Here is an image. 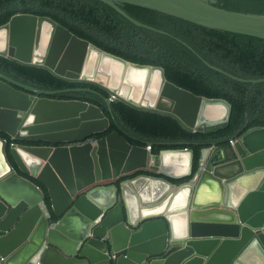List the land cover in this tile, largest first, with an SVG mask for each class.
Segmentation results:
<instances>
[{
	"label": "water",
	"instance_id": "obj_1",
	"mask_svg": "<svg viewBox=\"0 0 264 264\" xmlns=\"http://www.w3.org/2000/svg\"><path fill=\"white\" fill-rule=\"evenodd\" d=\"M100 1L161 33L121 6L264 39V15L229 11L216 0ZM0 34L1 57L97 87L118 103L171 117L189 133L231 121L226 101L180 89L163 68L107 53L51 18L15 15ZM72 46L81 50L78 66L62 70L58 50L62 61ZM208 65L240 83H264ZM55 94L0 74V133L22 143L76 144H16L9 156L0 138V264H264V128L230 149L204 151L193 176L191 150L154 157L150 146L133 147L117 133L77 145L108 131L110 121L88 103L48 98ZM140 171L157 176L120 182Z\"/></svg>",
	"mask_w": 264,
	"mask_h": 264
},
{
	"label": "trees",
	"instance_id": "obj_2",
	"mask_svg": "<svg viewBox=\"0 0 264 264\" xmlns=\"http://www.w3.org/2000/svg\"><path fill=\"white\" fill-rule=\"evenodd\" d=\"M216 5L229 11L264 15V0H216ZM121 8L139 22L166 33L137 26L100 0H0V27L19 14L51 18L107 53L135 64L163 68L167 81L180 89L198 97L226 101L232 106L229 124L189 133L171 117L118 102L109 105L110 96L97 87L68 82L45 68L23 66L1 56L0 74L30 88L56 93L49 99L83 102L99 108L110 121V129L77 145L117 133L133 147L150 146L154 157L169 150H191L194 152L193 176L204 151L230 149L232 141L241 139L249 131L264 128V83H240L208 65L241 80H264V39L207 28L138 5L123 4ZM0 138L8 141L9 156L11 146L16 144L76 145L22 143L3 133ZM140 175L157 176L140 171L120 182ZM190 180L172 183L180 186ZM46 202L51 205L49 197Z\"/></svg>",
	"mask_w": 264,
	"mask_h": 264
},
{
	"label": "bare ground",
	"instance_id": "obj_3",
	"mask_svg": "<svg viewBox=\"0 0 264 264\" xmlns=\"http://www.w3.org/2000/svg\"><path fill=\"white\" fill-rule=\"evenodd\" d=\"M0 38H1V34H0ZM80 53L81 50L79 48H77L76 46H72L69 48L68 53L64 58V60L59 61L61 50H58L57 54H58V62L60 69L64 70L66 68L69 69L71 67L76 68L78 66ZM103 82H105V80Z\"/></svg>",
	"mask_w": 264,
	"mask_h": 264
},
{
	"label": "built area",
	"instance_id": "obj_4",
	"mask_svg": "<svg viewBox=\"0 0 264 264\" xmlns=\"http://www.w3.org/2000/svg\"><path fill=\"white\" fill-rule=\"evenodd\" d=\"M111 99V103H114L116 102V99L113 97V98H110ZM235 144V141H232L231 142V145H234Z\"/></svg>",
	"mask_w": 264,
	"mask_h": 264
},
{
	"label": "flooded vegetation",
	"instance_id": "obj_5",
	"mask_svg": "<svg viewBox=\"0 0 264 264\" xmlns=\"http://www.w3.org/2000/svg\"><path fill=\"white\" fill-rule=\"evenodd\" d=\"M102 140V139H101ZM98 141H100V140H98ZM98 141H96V142H92V143H97ZM235 143H236V141H235ZM10 158V160H12L11 159V157H9ZM111 184H115L114 182H109V183H107L106 185H111Z\"/></svg>",
	"mask_w": 264,
	"mask_h": 264
}]
</instances>
